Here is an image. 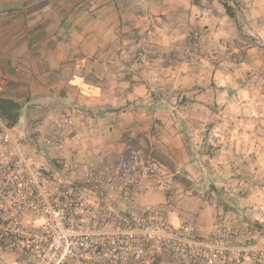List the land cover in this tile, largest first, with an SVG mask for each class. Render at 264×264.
I'll list each match as a JSON object with an SVG mask.
<instances>
[{
    "label": "crops",
    "instance_id": "0c3cea01",
    "mask_svg": "<svg viewBox=\"0 0 264 264\" xmlns=\"http://www.w3.org/2000/svg\"><path fill=\"white\" fill-rule=\"evenodd\" d=\"M85 1L0 0V95L18 101L23 106L20 119L15 126L20 127L21 124L34 122L39 127L42 125L48 128L69 125L77 127V123L83 121L81 115L83 104L80 102L84 101L85 93L89 97L87 103L94 104L99 101V105L96 106L98 109L110 110L97 115L99 117L108 115L105 117L106 121H99V117L94 119L96 124L107 123L109 134L114 133L113 136H108L109 141L104 146L105 152L101 151L100 156H96L98 159L100 157L117 159V154L126 149V143L137 136L141 143L152 148V154H156L155 157L159 159L165 158V155L177 159L179 155H185V151L191 153L187 151L186 143L190 142L193 133L188 131L194 129V133H198L197 126H200L196 123V127L193 128L189 125L190 120L182 121L184 118L179 114H188L192 110L207 112L211 111L212 107L206 104L200 106L194 104L195 106L190 107L189 92L186 88H189L190 84L194 87L201 85L202 80H206L207 74L202 76L205 71L206 73L210 71V75L214 73L213 78L221 73L216 69L213 72L210 57H213L212 54L216 51L223 54L225 49L237 52L238 48L231 46L241 31L237 32L236 27L235 30L232 29L223 13L224 9L218 7L216 0H212V4L211 0H107L108 3L101 6V11H96V7H88L89 4H85ZM243 1L244 6L248 8L246 10L254 18L249 24L259 40L256 41L257 45L264 46V0ZM106 6L109 9L104 11ZM73 16L76 21L72 20ZM83 16L87 17L84 19ZM96 17L99 19L103 17L101 22L107 26L108 31L122 30L134 33L147 31L146 33L154 36L150 46L156 48L158 52L164 49L165 54L160 55L154 49V55L146 58L138 51L137 57L128 67L130 72L122 77L118 74V78H114L113 74L107 73L108 76L105 74L102 80L96 75V84L86 83L85 59H77L75 68L70 67L69 49H78V52L84 53V49L104 46L100 41L96 42V37L87 40L96 32ZM70 29L75 30L74 32L81 31L87 39L81 35V40H70ZM194 29L200 32L201 40L198 46L200 50H204V56L190 58L181 56L177 63L172 61L168 57L169 54L174 55L172 49L185 50L187 43L190 45L187 34L189 30ZM89 32L92 33L88 35ZM53 33L59 35L54 38ZM145 40L141 35L133 41L127 40L124 45L120 43L118 48L121 46L129 48L133 45L143 48L147 44ZM258 46L253 45L249 48L245 59L252 65L264 69L262 60L255 59L253 53L254 47ZM221 61L219 64L226 63L222 58ZM230 74L232 72L221 73V81L229 80L227 78L231 76ZM106 79H109L107 84ZM263 80L264 78L262 83ZM258 81L261 82V77ZM247 85L241 89L243 98H247L242 105L245 103L248 105L249 96L256 91L246 89L250 88ZM221 91L225 92L224 89ZM259 91L264 92V87ZM176 95H179L178 100L175 98ZM107 96L109 98H106ZM190 98L193 99L192 96ZM121 105L124 110L117 112ZM260 108L264 109V106ZM45 111L47 115L40 120L37 113ZM56 112L61 119L54 117ZM61 112L64 114H60ZM31 113L36 114V117L30 116ZM148 113H150L148 118L153 119H147ZM203 122H208L206 129L214 126L213 121L203 119ZM255 123L244 118L231 130L225 127L227 131L216 141L221 140L230 146L222 157L223 162L227 167H232L231 170L234 172L232 174L240 180L239 189L242 193L237 201L239 212L237 224L242 229L247 225L259 228L263 233L257 241L260 244L264 242V148L261 147V144H264V133L254 130ZM212 134L218 136L212 132L208 137L206 133H199L196 135L198 138L196 142L210 140ZM124 135L126 140L122 138ZM232 148H235V151ZM84 155L89 157L91 153L84 151ZM190 159H194L193 153ZM225 206H218V210L226 216ZM189 209L191 208L187 205L179 203L173 217L174 222L185 221ZM196 233L199 234L198 231Z\"/></svg>",
    "mask_w": 264,
    "mask_h": 264
},
{
    "label": "built area",
    "instance_id": "2783aa9c",
    "mask_svg": "<svg viewBox=\"0 0 264 264\" xmlns=\"http://www.w3.org/2000/svg\"><path fill=\"white\" fill-rule=\"evenodd\" d=\"M61 137H44L59 150ZM67 167L40 160L22 136L0 119V252L10 264H263L264 248L240 246L232 227L217 223L199 238L189 223H174L164 200L136 204L135 191H165V167L138 150L96 163ZM70 170V176L64 175ZM151 191V192H152ZM147 194V191L145 192Z\"/></svg>",
    "mask_w": 264,
    "mask_h": 264
},
{
    "label": "rangeland",
    "instance_id": "374dc122",
    "mask_svg": "<svg viewBox=\"0 0 264 264\" xmlns=\"http://www.w3.org/2000/svg\"><path fill=\"white\" fill-rule=\"evenodd\" d=\"M211 2L212 0L210 3ZM86 3L89 4L88 7H96V11H101V6L104 5V3L106 5L108 2L107 0H86L85 4ZM216 3L219 4V8L222 7L224 9L219 0H216ZM231 5L232 9L235 11L237 21L235 22L231 19L226 14L225 9L223 13L225 14L226 19L229 20L232 29L235 30L236 27L237 32L239 30L241 31L239 35L237 34L238 37L234 39L235 41L231 46V48H238V51L231 52L232 49H225L223 54L216 51L212 54L213 57H210V63L213 67V72L214 69H216L221 73L232 72V74L227 78L229 80L224 79V81H221V73L219 75L216 74L213 78L214 73L210 75V71L207 73L205 71L202 76L207 74L205 78L206 80H202L201 85L194 87L190 84L191 86L189 85V88H186L189 92L188 100L190 103L188 105L192 107L195 106L194 104H197L198 106H200V104H206L207 106L209 105L212 107L211 111L204 112L203 110L197 112L192 110L188 114H179L184 118V120L181 119L182 121H185V119H188V121L190 120L189 125H192L193 128L196 127V123H199L200 127L197 126L198 133H194V129H189L188 132L193 134L191 135L190 142L186 143V149L193 153L194 159H190L191 153L186 151L185 155L181 154L177 159H171L166 155L165 158L161 157V159H159L158 157H155L156 154H152V148H150L148 144L140 142L138 136L126 143V149L123 152L118 153L117 156L118 158L128 157L133 152L141 150L142 156L145 160L150 161L151 159H154L165 167L164 182L166 186L164 193L162 195L154 193L152 191L153 188L150 187L153 184L151 179L148 178L147 180V178H145L143 179L142 184L147 185L148 190L141 191L138 189L135 191L134 199L136 204L146 202L157 204L164 200L165 205L169 209V218L173 222L177 205L179 203L181 205H187L191 208L188 210L189 215L185 217V221L180 220L179 223L191 224L195 230L198 231L199 234L197 236L199 238H206L209 236L217 223H225V225L232 227V229H234L240 236L236 241V244L240 246L256 245L260 248H264V242H261L260 244L257 243L258 238L263 235L259 228L255 225H247L245 226L246 229H242L237 224L239 214L237 201L240 199L239 197L242 193L239 189L240 180L235 177V174H232L234 173L233 170H231L232 167H227L226 163L223 162L224 159L222 157L226 154L227 150H229L230 146L224 144L221 140L216 141V139H221L220 135H222L223 132L227 131L225 127L231 130L236 127L235 125L237 122L244 120V118L253 123L256 122L254 130L256 132L259 131L258 133H264V109L260 108L264 106V92L259 91L264 87V83H262L264 69H261L262 67L260 66H255V64L252 65L245 59L246 51L249 48H252L253 45L258 46L256 41L259 40L255 37L253 28L250 26L251 24H249L254 18L252 14L246 10L248 8L244 6L245 3L243 0H238L237 4L231 3ZM107 9H109L108 6L105 7L104 11ZM86 17L83 16L84 19ZM102 18L99 19V17H96V32L93 36L90 35L88 39L86 35L81 33V31L74 32L75 30L72 31V29H70L69 32L70 40H81L80 36L83 35L82 38L89 41L96 37V42L100 41V43L104 44L102 48L96 47L95 49H84V53L82 51L78 52V49H69L70 67L75 68V62L77 59H85L86 70L84 71V81L86 83L92 82L96 84V75L102 80L105 77V74L108 76L107 73L109 75L110 73L113 74L114 78H118V74L122 77L124 74L130 72L128 67H130V64L137 57L136 55L138 51H141L146 58H149L154 55L153 50H156V48L150 46V44L153 43L154 36L146 33L147 31L141 33L123 32L122 30L116 32L112 30L108 31L107 26L101 22ZM72 20L76 21L74 16L72 17ZM91 33L92 32H89L88 35ZM57 35H59V33L52 34L54 38H56ZM141 35L146 39L145 43H147L143 48L135 45L129 48H123L124 46L118 48V46L127 42V40L133 41L136 37H140ZM187 37L191 46L187 43L185 50L183 51L173 48L172 51H174V55H168L172 61L177 63L181 56H187L188 58L196 57L197 55L204 56V50H200V47L198 46L199 40H201L200 32L195 29L189 30ZM254 48L253 53L255 54V59H260L262 60V63H264V46L259 45L257 48ZM163 51L164 49H160V52L157 51V53L164 55L165 52ZM188 51L190 53H188ZM142 54H139V56H142ZM221 58L222 60H225L226 63L219 64L222 62ZM133 70L136 71L135 68H133ZM254 76L256 78H254ZM259 77H261V82L258 81ZM97 80H99V78H97ZM108 80L109 79L105 80L106 84L108 83ZM193 82H195V80H193ZM245 84H248L247 87H250L246 89L256 90L252 93V96H249L248 105L246 103L242 105L247 100V98H243V92H241V89ZM83 89L87 91L85 86H83ZM221 89H224L226 93L221 91ZM228 92L229 94H227ZM75 94L76 93H74V95ZM84 95V101L80 102L83 104L81 110L83 121H80V123L78 122L77 127L72 125L67 127L59 126L58 128L43 127L44 125L39 127L33 122L31 124H21L20 127L15 126L11 128L14 134L24 138L26 151L35 153L40 160L50 163H55L57 161V164H61V167L67 168L73 160H89L99 164L116 160V158L107 159L105 157H100L98 159L96 157L100 156L101 151L105 152L106 148H104V146H106L109 141L107 138L108 136H113L114 133L112 132L109 134L110 131L108 132L107 123L102 122L96 124V120L94 119L99 117L97 115L100 114V112H109L110 110L104 108L98 109L96 106L99 105V101H96L94 104L87 103L89 97H87L85 93ZM176 96L177 97L175 98L178 100L179 95ZM190 96H192L193 99H191ZM106 98L109 97L107 96ZM175 98H173V100ZM101 104L104 103L101 102ZM122 106L123 105L119 106L120 108L116 111L124 110V108H121ZM90 107H93V109L91 110ZM62 113L63 112L60 114ZM37 114H39L40 120H43L47 115L46 111ZM149 115L150 113L146 116L147 119H153L148 118ZM30 116L36 117V114L31 113ZM107 116L108 115H105V117ZM54 117L61 119L59 113L54 115ZM105 117H99L98 120L106 121L107 118ZM203 119L213 121L212 123L214 126L210 129H206V123L208 122H203ZM259 120H263V122ZM188 127L191 128V126ZM215 127H218V129H215ZM210 132L217 133L218 136L212 134L210 140L206 138L207 140L196 142L198 139L196 137L197 134L206 133V137H208ZM44 137H61L63 139L62 147L59 150L45 149L42 146ZM125 137L126 135L122 138L126 140L127 138ZM261 147L264 148V144H261ZM232 150L235 151V148H232ZM84 151H89L91 155L85 157ZM71 174L73 173H71L70 170L64 173V175L67 176H70ZM146 191L147 194H145ZM221 205H226L225 207L228 208L225 209L227 210L226 216L225 213H221L218 210V206ZM194 210H197V212H193ZM201 228H205L206 230H201ZM13 258V255L0 252V264H10L12 263ZM154 264L186 263L180 259L162 257Z\"/></svg>",
    "mask_w": 264,
    "mask_h": 264
},
{
    "label": "trees",
    "instance_id": "16d2710c",
    "mask_svg": "<svg viewBox=\"0 0 264 264\" xmlns=\"http://www.w3.org/2000/svg\"><path fill=\"white\" fill-rule=\"evenodd\" d=\"M223 5L226 14L237 21L235 11L232 9L231 3L237 4L238 0H219ZM22 104L11 98L0 95V119L10 128H13L19 121L22 113ZM57 164V161L55 162ZM61 167V164H57Z\"/></svg>",
    "mask_w": 264,
    "mask_h": 264
}]
</instances>
